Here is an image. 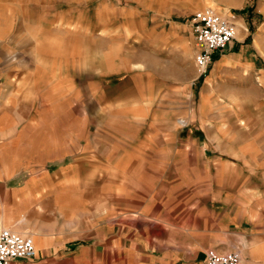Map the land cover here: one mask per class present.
I'll use <instances>...</instances> for the list:
<instances>
[{"label": "rangeland", "instance_id": "obj_1", "mask_svg": "<svg viewBox=\"0 0 264 264\" xmlns=\"http://www.w3.org/2000/svg\"><path fill=\"white\" fill-rule=\"evenodd\" d=\"M207 6L264 35V0H0V213L116 257L216 208L195 180L236 131L194 64Z\"/></svg>", "mask_w": 264, "mask_h": 264}, {"label": "crops", "instance_id": "obj_2", "mask_svg": "<svg viewBox=\"0 0 264 264\" xmlns=\"http://www.w3.org/2000/svg\"><path fill=\"white\" fill-rule=\"evenodd\" d=\"M194 46L197 51L195 40ZM263 55L264 35L241 32L213 53L208 67V81L214 82L211 94L221 100L219 117L234 120L236 132L225 135L228 143L208 145L216 152L215 173L198 176L195 182L206 184L198 190L206 191L217 207L181 217L186 235L155 239L152 245L161 249L152 253L109 257L92 253L82 243L85 234L79 228L53 229L47 234L36 221L17 220L2 212L0 226L10 223L7 227L31 236L36 248L33 257L14 259L11 264H206L209 248L239 251L240 264H264V67L256 62ZM11 177L7 171L0 173V183ZM69 247L71 254L65 252Z\"/></svg>", "mask_w": 264, "mask_h": 264}, {"label": "built area", "instance_id": "obj_3", "mask_svg": "<svg viewBox=\"0 0 264 264\" xmlns=\"http://www.w3.org/2000/svg\"><path fill=\"white\" fill-rule=\"evenodd\" d=\"M234 16H224L207 6L195 10L189 23L193 32L197 51L194 64L200 75H204L212 61L213 53L223 50L235 38ZM36 251L31 236L22 234L7 226H0V264H11L14 259H29ZM239 251L218 252L214 248L206 250V264H240Z\"/></svg>", "mask_w": 264, "mask_h": 264}]
</instances>
